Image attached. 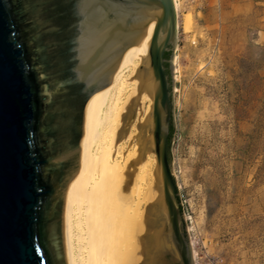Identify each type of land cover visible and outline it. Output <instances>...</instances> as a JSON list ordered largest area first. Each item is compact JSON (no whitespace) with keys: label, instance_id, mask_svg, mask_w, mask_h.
Masks as SVG:
<instances>
[{"label":"water","instance_id":"95a60500","mask_svg":"<svg viewBox=\"0 0 264 264\" xmlns=\"http://www.w3.org/2000/svg\"><path fill=\"white\" fill-rule=\"evenodd\" d=\"M151 25L140 69L153 96L144 137L162 179L163 242L149 259L195 264L170 157L174 0H0V264H68L66 193L83 166L88 105Z\"/></svg>","mask_w":264,"mask_h":264},{"label":"rangeland","instance_id":"374dc122","mask_svg":"<svg viewBox=\"0 0 264 264\" xmlns=\"http://www.w3.org/2000/svg\"><path fill=\"white\" fill-rule=\"evenodd\" d=\"M177 1L170 157L195 264H264V45L221 40V0Z\"/></svg>","mask_w":264,"mask_h":264},{"label":"bare ground","instance_id":"6f19581e","mask_svg":"<svg viewBox=\"0 0 264 264\" xmlns=\"http://www.w3.org/2000/svg\"><path fill=\"white\" fill-rule=\"evenodd\" d=\"M174 3L178 15V1ZM152 32L153 25L131 46L129 60L111 72L107 88L88 105L83 166L66 193L68 264H151V249L163 242L158 237L162 179L144 137L153 96L140 69L148 60ZM134 114L127 131L126 122Z\"/></svg>","mask_w":264,"mask_h":264},{"label":"crops","instance_id":"0c3cea01","mask_svg":"<svg viewBox=\"0 0 264 264\" xmlns=\"http://www.w3.org/2000/svg\"><path fill=\"white\" fill-rule=\"evenodd\" d=\"M220 10L222 41L232 47L239 43L264 45V0H221ZM240 127L245 130V117Z\"/></svg>","mask_w":264,"mask_h":264},{"label":"trees","instance_id":"16d2710c","mask_svg":"<svg viewBox=\"0 0 264 264\" xmlns=\"http://www.w3.org/2000/svg\"><path fill=\"white\" fill-rule=\"evenodd\" d=\"M169 55H170V53L169 52H167L166 53V57H169ZM167 65H169V63H167ZM173 132H174V125H172L171 126V129H170V141H171V137H172V135H173Z\"/></svg>","mask_w":264,"mask_h":264}]
</instances>
